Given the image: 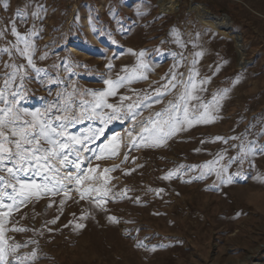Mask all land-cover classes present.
<instances>
[{
  "label": "rangeland",
  "instance_id": "obj_1",
  "mask_svg": "<svg viewBox=\"0 0 264 264\" xmlns=\"http://www.w3.org/2000/svg\"><path fill=\"white\" fill-rule=\"evenodd\" d=\"M13 23L21 35L35 33V68L15 49L11 57L0 52V88L13 71L5 63L24 66L8 99L19 92L16 106L29 113L54 105L49 113L54 123H59L56 115L81 117L67 127L79 139L105 129L99 139L84 140L88 151L75 145L93 167L99 165L93 179L80 185L90 189L87 199L69 185V198L63 192L33 198L9 217V229H27L6 233L9 244L27 245L17 250L27 264H264V0H0V30L5 31L0 48L15 43ZM229 27L238 37L227 32ZM141 51L147 79L119 87L104 98L107 103L118 105L121 96L129 97L121 108L126 113V105L139 99L136 93L152 92L170 70L186 78L196 59L197 80L211 78L207 91L199 93L205 103L227 90L215 122L196 125L158 148L133 146L125 132L133 124L130 118L103 124L111 109L95 108V102L108 88L104 81L130 74ZM177 61L180 66L173 69ZM173 98L142 107L137 121ZM66 101L68 110L58 111ZM139 131L136 126L133 135ZM112 136H117V154L95 159L93 153ZM217 136L224 139L214 140ZM242 142L253 151L244 155ZM218 153L231 183H221L214 172L187 182L199 167L191 172L185 167L183 180L179 174L163 179L180 165L199 166ZM105 168L115 170L101 176ZM22 179L42 182L33 174ZM98 188L111 190L102 206L93 202ZM0 190L12 192L2 184ZM5 203H10L6 197ZM77 223L84 227L77 229Z\"/></svg>",
  "mask_w": 264,
  "mask_h": 264
},
{
  "label": "snow or ice",
  "instance_id": "obj_2",
  "mask_svg": "<svg viewBox=\"0 0 264 264\" xmlns=\"http://www.w3.org/2000/svg\"><path fill=\"white\" fill-rule=\"evenodd\" d=\"M37 14V12L32 13L33 16H37ZM11 32L15 37V43L11 44V48H0V52L8 53L11 57L12 49H15L20 56H23L27 60L28 65L35 68L32 60L34 44L31 41V37L35 33L29 31L21 35L17 31L14 23ZM4 35L5 31L0 30V37ZM21 45H23L22 48ZM200 55L201 53H195V56ZM138 57L139 63L130 74L118 76L115 81H104L108 85V88L97 96L95 102V108L103 106L111 109V114L106 113V119H101L103 124L106 125L117 119L130 118L133 124L128 129H125V132L129 137H132L134 142L133 146L158 148L166 146L169 140L180 133L187 132L196 125L215 122L218 118L215 113L219 112L221 101L224 99L227 90L225 89L221 92L214 93L212 99L205 103L199 93L207 91L205 86L210 82L211 78L197 80L199 72L195 68L197 63L196 59L191 61V67L188 69V76L186 78L184 77V73L170 70L166 82L158 84L152 92L149 93L145 90L142 96L136 93L139 99L126 105V113L122 114L121 108L124 106V101L130 99L129 97L121 96L118 105L107 103L104 98L106 96L116 95V89L119 87L130 85L135 80L147 79L145 71L149 66L144 61V52L141 51ZM40 59H44V56H41ZM181 59H183L182 56ZM179 66V61H177L173 65V69L179 68ZM4 67L12 68L13 71L6 74L4 87L0 88V101L3 102V106L0 107V172L5 173L4 175H0V184L5 188H11L12 192L8 194L0 190V264H27V257L17 254L19 248L26 247L27 245L9 244V238L6 237V233L9 230L23 232L27 229L19 228L15 225L9 229L7 226L10 223L9 217H11L14 210H18L20 206L28 203L33 198L38 199L44 195H58L61 192L64 193L65 198H69V185L76 186L75 190L80 195V199H87L90 194V189H82L80 185L85 181H91L93 179V174L97 172L99 165L93 167L91 160L83 156L75 145L79 144L85 151H88L87 144L84 143V140L91 143L95 139H99L100 136L104 135L105 129L101 127L93 133V136L79 139L68 133L67 127L73 123V119L79 120L81 117L73 118L56 115L54 119L59 123H54L53 118L49 115L54 105H50L43 112L37 110L34 113H29L27 110L19 109L15 101V97L19 95V92L11 93L13 96L12 100L8 99V94L9 88L16 77L19 75L21 79L23 78L22 69L24 66L5 63ZM107 67L110 68L112 65L109 64ZM163 79L165 78L162 77ZM153 83L156 84L157 82ZM177 89L179 91L174 94V90ZM169 95H174V98L169 100L161 110L151 114L144 121H137L136 117L139 109L142 107L150 108L154 104H161L164 98ZM66 105L67 101L65 102V108L58 109V111H67ZM27 117L31 118L28 119ZM136 126L140 127V131L133 135ZM223 139L219 136L214 138V140ZM229 139H238V137H230ZM137 140H139V143H135ZM116 141L117 136L107 138L106 142L99 145V152L93 153L95 159L100 160L105 154L116 155L118 152ZM204 142L203 140L201 141V143ZM240 148L244 155L253 151L252 148H249L243 142ZM195 151L199 152L200 149H196ZM260 151L264 152V147H261ZM72 155L75 158L70 159ZM232 159H235V157ZM222 160L223 154L218 153L213 160L199 166L180 165L176 169L169 171L163 179H171L173 176L179 174L183 180V169L185 167H187L189 172L199 167V174L192 176L187 182L203 180L206 176L214 172L221 183H231V175H228L226 179L224 177L227 167L220 163ZM85 162L88 164L86 169L81 167ZM62 169H75V171L62 173ZM114 170V168H105L100 175L106 177L108 172ZM29 174L40 177L42 182L22 179V175L27 176ZM109 191L111 190L107 189L101 193V190L98 188L96 190L98 199H94L93 202L97 203V206L104 205L107 202L105 197ZM161 191L163 190H157V194ZM5 197L10 203H5ZM64 203L65 199H62L61 204L63 205ZM49 207H51V204H49ZM81 218L86 217L82 216ZM108 219L116 222L115 217L109 216ZM55 222V220L50 221L53 224ZM69 223L71 224V221ZM75 227L79 229L83 228L84 225L77 223ZM136 246L140 247L142 244L138 242ZM153 250L155 249L153 248ZM31 256L33 258L35 257L34 251L31 253Z\"/></svg>",
  "mask_w": 264,
  "mask_h": 264
},
{
  "label": "water",
  "instance_id": "obj_3",
  "mask_svg": "<svg viewBox=\"0 0 264 264\" xmlns=\"http://www.w3.org/2000/svg\"><path fill=\"white\" fill-rule=\"evenodd\" d=\"M223 16L226 17L227 19L229 18L227 15H223ZM227 32H229V33H230L231 35H233L234 37H238V34L235 33V32H233V31L231 30V27H229V29L227 30ZM235 42L239 44V39L236 38V39H235Z\"/></svg>",
  "mask_w": 264,
  "mask_h": 264
},
{
  "label": "crops",
  "instance_id": "obj_4",
  "mask_svg": "<svg viewBox=\"0 0 264 264\" xmlns=\"http://www.w3.org/2000/svg\"><path fill=\"white\" fill-rule=\"evenodd\" d=\"M262 62H263V60H262Z\"/></svg>",
  "mask_w": 264,
  "mask_h": 264
}]
</instances>
